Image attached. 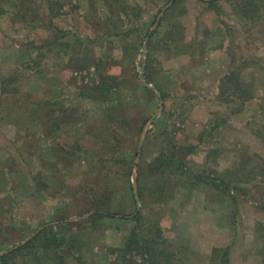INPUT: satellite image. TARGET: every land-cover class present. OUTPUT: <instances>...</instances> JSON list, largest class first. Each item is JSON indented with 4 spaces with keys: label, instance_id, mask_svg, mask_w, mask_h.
<instances>
[{
    "label": "rangeland",
    "instance_id": "374dc122",
    "mask_svg": "<svg viewBox=\"0 0 264 264\" xmlns=\"http://www.w3.org/2000/svg\"><path fill=\"white\" fill-rule=\"evenodd\" d=\"M97 204L160 263L264 264V0H0V256L63 236L0 264H150Z\"/></svg>",
    "mask_w": 264,
    "mask_h": 264
},
{
    "label": "trees",
    "instance_id": "16d2710c",
    "mask_svg": "<svg viewBox=\"0 0 264 264\" xmlns=\"http://www.w3.org/2000/svg\"><path fill=\"white\" fill-rule=\"evenodd\" d=\"M145 91L150 90L143 88ZM97 90L96 92H99L101 90L102 95L107 92H110V88L108 87L107 83H102L99 87L95 88ZM91 92V91H90ZM89 92V93H90ZM84 95L85 97L89 98L91 95ZM94 98L93 96H91ZM96 98V97H95ZM94 98V99H95ZM97 100V99H96ZM99 101V100H97ZM189 149V152L191 153V149ZM165 156V155H164ZM168 157V156H166ZM165 158V157H164ZM171 159V158H170ZM178 171L182 173V170L180 167H183L181 163L178 164ZM183 173H188L186 170H183ZM182 173V174H183ZM191 178H197V176H193L190 174ZM138 196L140 200L143 202V193L141 190V187L138 190ZM161 196H158L157 198H160ZM134 203V201H133ZM133 214V215H132ZM131 215H119V213H114L110 212L108 210H105L102 206H99L98 204L95 205L94 208V213L92 217H90V221L92 225H95L97 221L103 220V219H111V220H129L134 223L135 227L132 229L131 235L129 236L128 240L124 244V246L119 250V254L123 255L122 259L125 260L128 256L130 257L132 253H135L137 255L142 256L143 258L145 257V261L149 262L150 264H165L160 263L158 259L163 258V260H168L171 254L167 251L166 248L162 247V244L159 241L160 236H161V230L159 227L153 223L150 222L148 225L142 211L136 212L133 209V213ZM59 224L64 225V226H74L77 225V223H63L59 222ZM150 224V225H149ZM145 229V230H143ZM142 232H145L142 234ZM62 235V234H59ZM59 235L55 234L54 228L53 227H47L41 230L38 233H35V235L27 242L24 244L19 245L16 249H13L11 251H8L5 255L0 256V262L4 263L7 259L10 257L16 255L18 252L21 250L27 249L29 247L35 246L38 242H41L44 238L45 240H50L49 242L52 245H55L56 248L59 246L60 242H63V236L58 237ZM61 238V239H60ZM163 243V242H162ZM55 260L58 262V264H64L61 256H56ZM162 260V261H163Z\"/></svg>",
    "mask_w": 264,
    "mask_h": 264
},
{
    "label": "water",
    "instance_id": "95a60500",
    "mask_svg": "<svg viewBox=\"0 0 264 264\" xmlns=\"http://www.w3.org/2000/svg\"><path fill=\"white\" fill-rule=\"evenodd\" d=\"M147 41H148V37H147V39H146V41H145V43H144V45H143V54L146 52V44H147ZM144 60H145V59H143V62L145 63ZM139 80L141 81V83H142L145 87L152 89V87H151L149 84H147L146 81L144 80L141 71L139 72ZM141 142H142V141H141ZM141 145H142V143H140V147H141ZM135 201H136V204H138V198H137V194H136V193H135ZM138 207H139V206H138Z\"/></svg>",
    "mask_w": 264,
    "mask_h": 264
}]
</instances>
